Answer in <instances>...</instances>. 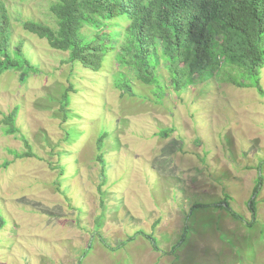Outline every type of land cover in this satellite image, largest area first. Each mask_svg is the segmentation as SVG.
<instances>
[{
	"label": "rangeland",
	"instance_id": "374dc122",
	"mask_svg": "<svg viewBox=\"0 0 264 264\" xmlns=\"http://www.w3.org/2000/svg\"><path fill=\"white\" fill-rule=\"evenodd\" d=\"M2 1L10 49L21 41L37 74L0 75V120L17 106L19 130L0 124V264H264V96L217 71L175 92L162 63L156 91L111 55L96 72L68 64L19 24H54L55 0ZM21 137L36 158L11 155Z\"/></svg>",
	"mask_w": 264,
	"mask_h": 264
},
{
	"label": "trees",
	"instance_id": "16d2710c",
	"mask_svg": "<svg viewBox=\"0 0 264 264\" xmlns=\"http://www.w3.org/2000/svg\"><path fill=\"white\" fill-rule=\"evenodd\" d=\"M48 10L53 17L54 24L47 23L51 27L34 21L19 24L25 32L44 39L50 49L68 53V64L77 62L96 72L111 55L116 66L132 72L135 80L156 91L161 87L157 68L162 63L175 92L191 86L197 75L217 71L223 82L252 88L264 96L260 84L264 67V0H55ZM84 28L94 33L88 37ZM10 38L11 20L0 0V75L12 70L20 74L22 81L28 74H37L23 56L21 41L11 50ZM119 77L115 87L122 95L132 94L126 76ZM68 92L65 90L60 99L63 118L70 102ZM17 114V106L2 114L0 124L5 135L19 132ZM170 132L165 129L161 135L167 137ZM104 138L98 137V150ZM21 139L27 151H13L11 155L15 159L36 158L27 139ZM97 160L102 168L100 155ZM227 199L221 204L238 218L229 209ZM251 205L252 202L250 208ZM143 236L152 250L159 252L152 234ZM177 246L178 243L173 250Z\"/></svg>",
	"mask_w": 264,
	"mask_h": 264
}]
</instances>
